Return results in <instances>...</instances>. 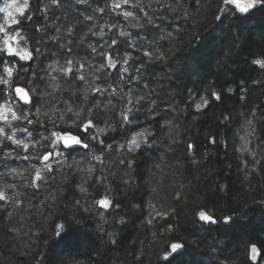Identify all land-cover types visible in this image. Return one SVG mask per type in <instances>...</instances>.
I'll list each match as a JSON object with an SVG mask.
<instances>
[{"label": "trees", "instance_id": "trees-1", "mask_svg": "<svg viewBox=\"0 0 264 264\" xmlns=\"http://www.w3.org/2000/svg\"><path fill=\"white\" fill-rule=\"evenodd\" d=\"M10 2L0 0V7ZM117 2L121 7L114 9ZM29 3L26 15L17 17L20 23L12 25L9 34H18L20 38L13 44L31 51L32 58L21 61L0 52V102L7 100L17 115L39 121L33 125L23 119L10 121L13 127L30 129V133L14 134L30 144L28 151L17 149L10 141L0 143V188L15 184L5 189L12 199L7 211L0 212V264H153L175 240L186 242L188 250L174 264H245L243 244L225 233L219 235V225L201 227L194 222V214L201 209L221 221L224 216H234L232 226L250 232L253 241L249 243L261 249L256 264H264V116L259 112L253 124L254 135L246 137L251 151L240 150L244 142L240 137L252 130L246 120L253 107L264 109V92L251 85V80L264 78V70L251 62L256 58L251 53L264 50V15L255 11L240 14L223 0H201L199 5L195 0ZM220 8L226 10V17L216 21V15L225 16ZM124 12L133 15L125 17ZM3 15L0 13V22ZM137 24L145 27L134 26ZM193 33L202 39L193 41L187 54L179 51L187 49ZM82 36L89 48L77 52L78 47L73 45ZM161 36L168 39L160 40ZM3 38L0 34V48ZM113 40L118 43L113 45ZM157 40L162 47L155 43ZM69 49L71 56L66 55ZM143 49L153 51L152 60L143 56ZM160 52L167 53L166 58L158 59ZM87 53L93 57L91 65ZM102 53L110 54L116 66L108 67ZM67 59L73 64L68 65ZM101 62L105 68L98 72ZM4 64L13 67L12 76L3 71ZM69 67L72 71H61ZM124 68L128 71L122 72ZM80 76H84L83 81ZM135 76L141 78L129 83V78ZM4 80L9 83L4 84ZM18 85L29 91L35 106L15 97ZM92 87L98 91H91ZM212 91L220 94L221 100L211 97ZM139 96L145 99L137 101ZM201 97L209 98L210 106L197 114L195 104L201 102ZM97 104L98 108L93 107ZM36 107L40 108L39 115ZM129 109L133 122L126 124L121 114ZM222 113L229 120L225 121ZM69 118L77 124L94 121L86 134L83 129L73 130L85 135L90 145L86 151L79 145L66 149L51 143L52 132L71 127ZM166 120L171 125L159 127ZM0 126L7 128L2 120ZM122 126L144 131L141 139L148 140L149 134L152 139L129 153L126 137L120 134ZM8 131L11 134V129ZM188 142L195 145L191 151H186ZM3 144L10 147L4 148ZM169 146L173 151L166 150ZM46 149L53 153L47 162L40 159ZM9 151L12 155L5 156ZM121 160L125 164L121 165ZM45 163L52 172L44 168ZM10 169L17 174L5 175ZM37 170L43 177L38 181L39 189L31 186ZM100 176L107 179L98 192L90 185ZM125 180L129 181L127 186ZM80 184L88 188L87 193L79 191L76 185ZM105 188L111 191L105 192ZM124 193L129 194L128 198ZM177 193L180 200L176 199ZM105 195L119 207L98 209L94 200ZM133 204L140 207L133 208ZM169 209L173 211L168 216L147 224L155 211ZM75 213L78 221L83 220L92 229L97 241L83 247H72L67 242L58 247L73 230L67 225H78ZM57 224L66 226L63 239L54 236ZM112 239L116 244L111 243ZM141 251L142 259L137 260ZM247 264L253 263L247 260Z\"/></svg>", "mask_w": 264, "mask_h": 264}, {"label": "snow or ice", "instance_id": "snow-or-ice-1", "mask_svg": "<svg viewBox=\"0 0 264 264\" xmlns=\"http://www.w3.org/2000/svg\"><path fill=\"white\" fill-rule=\"evenodd\" d=\"M59 0H51V3L53 5L58 4ZM81 2H84V0H81ZM129 0H123V3H128ZM180 0H177V3H179ZM196 4L199 5L201 3V0H195ZM224 4L226 5H231L233 6L234 10L237 11L240 14H251V12L255 11V12H259L260 14L264 15V0H244V2L242 3L241 0H223ZM30 7V3L29 0H11L10 3H5L3 7H0V13H3V22H0V34H3V47L0 48V52H4L6 55L10 56V57H18L19 60L21 61H28L29 59L32 58V52L29 51L28 49L24 48H18V47H14L13 46V42L17 41L20 37H18L17 35H10L9 34V28L12 25H18L20 23V20L17 18L19 17H23L26 15V10L29 9ZM121 7V3L117 2L113 4V8L114 9H119ZM100 11H103V9H100ZM220 12L221 13H225V16L222 17L220 15H216L215 16V20L216 21H221L222 19H224L226 17V10L224 8H220ZM123 15L125 17H130L133 15L132 12H124ZM147 15V14H146ZM239 18V17H237ZM29 20L32 19V17H28ZM85 19H91V17H85ZM153 22L151 19H148L147 24L151 25ZM136 27H145V25H141V24H137L134 25ZM37 31H39V29H37ZM71 31V29L69 30ZM162 31V29H161ZM177 31L179 32V29H177ZM121 35H124V33H121ZM168 36H171V33L168 34ZM168 37L165 36H161L160 40H167ZM202 39V37L198 34V33H193L192 36L189 38L188 40V47L187 49L185 48H181L179 49V51L184 52L185 54H187V51L189 49L192 48V44L193 41L195 42H199ZM160 40L155 41V43L157 45H160ZM118 42L116 40L112 41L113 45H116ZM133 45H129V47H132ZM160 47H162V45H160ZM37 51H39V49H37ZM92 51L95 52L96 49L93 47ZM143 56L147 57L149 60L153 59V51H149L148 49H143ZM155 51L159 52V48H156ZM72 51L71 49H69L68 53L66 54L67 56H71ZM104 58V60L107 61V66L108 67H115L116 66V61L112 58V56L108 53H102L101 54ZM167 53L165 52H160L159 53V57H157L158 59H164L166 58ZM251 55L256 56L255 59H253L251 62L253 64H255L256 66H258L259 69L264 70V50L260 51L258 54L257 53H251ZM67 64L68 65H72L73 64V60L72 59H67ZM127 62V61H125ZM0 63H3L2 61H0ZM9 64L11 63V61L8 62ZM81 68H84L85 65L81 64L80 65ZM105 68V63L101 62L99 65V68L96 69V71H101ZM3 71L5 73H7L8 76H12L13 75V67L8 66V64H4L3 67ZM61 71H64L65 73L72 71V69L69 67L67 69H61ZM122 72H127L128 69L124 68L121 70ZM140 76H135V77H130L129 78V83L132 80H138L140 79ZM79 79L81 81L84 80V76H80ZM120 79H123V76L121 75ZM177 79H179V77H177ZM4 84L9 83L7 80L2 81ZM245 86L247 85V82H244ZM251 85L253 88H258L260 89L262 92H264V78L261 79H253L251 80ZM33 91H35V89H33ZM91 91L96 92L98 91V88L96 87H92ZM228 91L230 92L231 89H228ZM14 93H15V97H17L20 101H22L24 104H32L33 106H35V100L32 96H30L29 91L26 90L24 87L22 86H16L14 88ZM189 93L191 94V90H189ZM112 94L115 95L116 94V89L113 88L112 89ZM128 96L129 98H131L132 96V92L129 91L128 92ZM210 96L213 97L215 100L219 101L221 100V95L218 94L215 91H212L210 93ZM85 98L87 99V96H85ZM137 101H143L145 99V97L143 96H139L136 98ZM241 100H244L245 97L241 96L240 97ZM129 102H131V100H129ZM156 102L153 100L152 104H155ZM210 106V101L209 98L207 97H201V102L200 103H196L195 104V111L197 114H199L201 111H205L208 107ZM93 107H99V104L94 105ZM69 112H71V108L68 109ZM89 111H91V109H89ZM153 111H155V108H153ZM40 112V108L36 107V113L37 115H39ZM131 112V109H129L127 112H124L121 114L122 116V120L124 121V123L126 124H131L133 122V118L129 115V113ZM259 112L260 116H264V109H260L257 107H253L252 112H251V117L248 118L246 120V124L248 126H252V130L246 131L244 136H241L240 139L242 141H244L243 147L240 149L241 151H251V149L248 148V144L250 143L249 140L246 139V137H250L252 135H254L256 129L253 126L254 121L257 120V113ZM77 116H79V114L77 113ZM223 119L225 121L229 120V116L228 115H224L222 113ZM63 119V117H61ZM23 119L26 124L28 125H33L35 123H39V121H33L32 119H30L27 115H17V111H14L12 106L8 103L7 100H4L3 102H0V120L4 121L5 124L7 125L6 127L0 126V143H3V141H10L12 144H14L16 146L17 149L19 148H23L25 151H28L30 148V144L25 142L22 139L16 138V136L14 135L17 132H24V133H30V129L27 127L24 128H16L13 127L10 121H19ZM70 121V125L71 127L68 130H63L61 132H52L51 136L54 138L52 139L51 143L53 145H57V146H63V148L66 149H72V146L74 145H79L82 146L83 150H87L89 149L90 145L85 142V135H78L75 134L73 130H75L76 132H79L81 129H83V132L86 134L88 131L91 130L94 121L93 120H88L86 122H81L79 124H77L75 121H71V118H69ZM171 121H165L164 124H160L159 127L163 128L165 125H171ZM242 127H244L242 125ZM8 129H11V134L9 133ZM101 131H105L104 129H101ZM113 131H115V129H113ZM131 132V135L129 136L128 134ZM122 136L126 137V144H127V151L129 153L135 152L136 149L141 147V144H148L149 140H151V135L149 134L148 140H144L141 139L144 136V131H140V132H135L133 131L131 128H125L122 126V131L120 133ZM44 139H47V137H44ZM92 139H95V137H93ZM212 143H215V139L212 138ZM101 143H103V141H101ZM151 146V145H150ZM4 148H8L10 147V145L8 144H3ZM32 147H35V144H32ZM111 147V145H110ZM120 147H124L123 144L120 145ZM195 147V145L191 142H188L186 144V151H191L193 150ZM3 149L0 148V151H2ZM167 151H173V149L171 148V146H169L167 149ZM61 155L63 154V152L60 153ZM71 154V152H69V155ZM5 156H10L12 155V152H5L4 153ZM53 155L51 150L46 149L45 153L43 156L40 157L41 160L47 162L49 161V158ZM94 159H96L97 161H99V163H103V160L100 159L99 156H94ZM25 159H27V157H25ZM127 163L129 165L133 164V161H127ZM256 163H260V161H257ZM120 164L123 165L125 164L124 160L120 161ZM156 167H159V165H156ZM44 168L48 171V172H52L53 169L51 168V166L48 163L44 164ZM255 170V169H253ZM90 172L92 171V169L89 170ZM10 174H17L15 169H10L8 173H5V175H10ZM43 177L41 175L40 170L36 171L35 176L32 178V182H31V186L33 188L39 189L40 185L38 183V181L42 180ZM65 179H67L65 177ZM107 179V177L104 176H100V177H96L95 178V184L94 185H90V187H96V190L99 192L100 191V187L103 186L104 181ZM129 184L128 180L124 181V185L127 186ZM99 186V187H97ZM15 184H5V186L3 188H0V212H6L7 211V206L9 203H11V197L7 194V192L5 191V189L7 188H14ZM76 187L79 189V191L81 193H87L88 192V188L85 187L83 184L80 185H76ZM139 190V188H138ZM105 192L111 191V189L105 188L104 189ZM153 191H155V189H153ZM131 196L133 199H136V193L133 192L131 193ZM176 199L180 200V194L177 193L176 194ZM21 202L19 200L16 201V204L19 205ZM75 203L77 205L80 204L79 200H76ZM94 204L96 206H98V209H104V210H110L113 206L115 207H119L118 203H115L113 200H111L107 195L105 196H101L99 199L94 200ZM133 208H139L140 205L139 204H133L132 205ZM150 207L155 208V205H150ZM85 212H89L90 209L89 208H84ZM173 211L171 209L169 210H165V211H155V215L154 216H150L147 219V224L151 225L153 223V220L157 217H165L168 216L170 214V212ZM101 216L104 215L103 212L99 213ZM195 215V223H198L201 227L205 226V225H219L220 229H221V234L226 233V231L228 229H230L233 225L234 216H224L223 220L221 221V219L219 217H216L212 214H209L207 211H205L204 209H201L200 211H198L197 213L194 214ZM65 225L63 224H57L56 225V231L54 233V236L58 239H63L64 236L66 235L64 229H65ZM67 227L72 230H82L81 227L76 226L74 228L73 224H68ZM99 227V226H98ZM173 229L171 228V226L169 227V231H172ZM55 242V241H53ZM112 244H116V240L112 239L111 240ZM188 250L187 246H186V242H180L178 240H175L169 244H167V247L163 250L161 255L156 256V258L153 261V264H174V262L177 260V258L181 257L184 255V253ZM258 252V247L256 244H251L246 248V262L245 264H247V260L249 259H253L256 257ZM248 253H250V255H247ZM143 256V251H141V253L137 254V260L142 259Z\"/></svg>", "mask_w": 264, "mask_h": 264}, {"label": "rangeland", "instance_id": "rangeland-1", "mask_svg": "<svg viewBox=\"0 0 264 264\" xmlns=\"http://www.w3.org/2000/svg\"><path fill=\"white\" fill-rule=\"evenodd\" d=\"M62 6L63 7L61 8V10L63 11L64 4ZM65 13H68V12H65ZM10 35H17L18 36V34H10ZM82 38H83V40H82ZM82 38L81 39H77L76 40L77 43H75L73 45V46H77L78 47V48H76L77 52L79 50H83V51L86 50L87 51V49L89 48V47H87V42H86L85 36H82ZM13 46L16 47L15 44H13ZM86 55H88V57H87V59L89 60L88 63H90V65L93 64V57L92 58L89 57V53H87ZM243 144H244V142H243ZM248 148H249V144H248ZM122 191H123V189H122ZM127 193H129V192H127ZM128 196H129V194H128ZM128 196H127L126 193H124V198L125 199L128 198ZM75 215L76 216H74L73 218L78 223L77 226L81 227L82 230H74L73 229L72 231H70L68 238L65 239L66 241L64 243H61L58 247L63 246V244H65L66 242L69 243V246H72V247H76V246L83 247V246H86V245H93L97 241L95 235H93L92 229L90 227H88V225L86 223H84L83 220H79L78 221V219L76 218L78 216V214L75 213ZM225 234H227L230 237H233L236 240H238L239 244H243L245 246L244 249H243L244 253H246V248L250 244L249 242L253 241L250 238V232H247V233L241 232L239 230H236L235 227H233V226L230 229H228ZM219 235L223 236V234H221V230H219ZM45 254H48V252H45Z\"/></svg>", "mask_w": 264, "mask_h": 264}, {"label": "water", "instance_id": "water-1", "mask_svg": "<svg viewBox=\"0 0 264 264\" xmlns=\"http://www.w3.org/2000/svg\"><path fill=\"white\" fill-rule=\"evenodd\" d=\"M241 2L243 3L244 0H241ZM76 146H78V145H74V146H72V148H74V147H76ZM252 244H256V243H252ZM250 245H251V244H250ZM256 245H257V247H258L257 255H256L255 258H253V259H249V261H250L251 263H253V264L258 263L259 260H260V258H261V249H260V247H259L258 244H256ZM248 255H250V253H248Z\"/></svg>", "mask_w": 264, "mask_h": 264}]
</instances>
